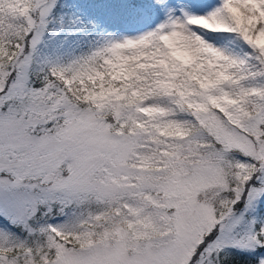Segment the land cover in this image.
Here are the masks:
<instances>
[{
  "label": "snow or ice",
  "instance_id": "1",
  "mask_svg": "<svg viewBox=\"0 0 264 264\" xmlns=\"http://www.w3.org/2000/svg\"><path fill=\"white\" fill-rule=\"evenodd\" d=\"M261 201L264 0H0V264H264Z\"/></svg>",
  "mask_w": 264,
  "mask_h": 264
},
{
  "label": "trees",
  "instance_id": "2",
  "mask_svg": "<svg viewBox=\"0 0 264 264\" xmlns=\"http://www.w3.org/2000/svg\"><path fill=\"white\" fill-rule=\"evenodd\" d=\"M252 220L257 221V226L264 223V201H261L256 215ZM226 254L229 258L224 261V264H245L246 261L253 259L251 255L239 252L235 249H228Z\"/></svg>",
  "mask_w": 264,
  "mask_h": 264
},
{
  "label": "rangeland",
  "instance_id": "3",
  "mask_svg": "<svg viewBox=\"0 0 264 264\" xmlns=\"http://www.w3.org/2000/svg\"><path fill=\"white\" fill-rule=\"evenodd\" d=\"M138 34V26L136 25H128V31H125L123 35H137ZM119 35V34H118ZM256 213H249L247 219L244 220L241 226V232H247L252 227V218H254Z\"/></svg>",
  "mask_w": 264,
  "mask_h": 264
}]
</instances>
